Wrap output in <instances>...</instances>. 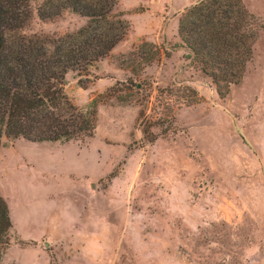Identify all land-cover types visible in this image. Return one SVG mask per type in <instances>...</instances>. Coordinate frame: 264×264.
Returning a JSON list of instances; mask_svg holds the SVG:
<instances>
[{"label": "rangeland", "instance_id": "1", "mask_svg": "<svg viewBox=\"0 0 264 264\" xmlns=\"http://www.w3.org/2000/svg\"><path fill=\"white\" fill-rule=\"evenodd\" d=\"M195 1L116 0L123 39L85 75H64L76 107L95 99L92 136L0 135L11 225L0 264H264V0H242L262 28L223 97L178 46ZM84 21L65 12L26 31ZM141 43L158 46L148 64L128 55Z\"/></svg>", "mask_w": 264, "mask_h": 264}, {"label": "trees", "instance_id": "2", "mask_svg": "<svg viewBox=\"0 0 264 264\" xmlns=\"http://www.w3.org/2000/svg\"><path fill=\"white\" fill-rule=\"evenodd\" d=\"M116 0H0V135L28 142L80 140L95 129L96 102L76 107L63 92L64 75H85L123 39L129 23L114 13ZM65 12L85 18L70 32L29 33L32 21H56ZM261 25L242 0H196L179 13L183 57L223 97L240 83ZM158 46L135 45L129 56L148 64ZM1 146V142H0ZM0 196V259L10 228Z\"/></svg>", "mask_w": 264, "mask_h": 264}, {"label": "crops", "instance_id": "3", "mask_svg": "<svg viewBox=\"0 0 264 264\" xmlns=\"http://www.w3.org/2000/svg\"><path fill=\"white\" fill-rule=\"evenodd\" d=\"M50 142H51V141H50ZM8 216H9V212H8ZM9 219H10V218H9ZM54 224H55V222H54ZM55 229H56V228H51V231L53 232V231H55ZM30 240H32L33 242L36 241V240H34V239H30Z\"/></svg>", "mask_w": 264, "mask_h": 264}]
</instances>
